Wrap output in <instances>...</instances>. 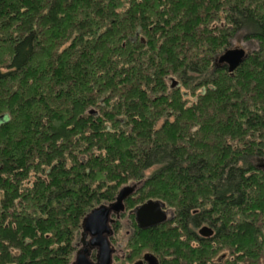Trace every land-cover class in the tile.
<instances>
[{"label":"trees","instance_id":"trees-1","mask_svg":"<svg viewBox=\"0 0 264 264\" xmlns=\"http://www.w3.org/2000/svg\"><path fill=\"white\" fill-rule=\"evenodd\" d=\"M237 37L258 49L230 72ZM0 117V264L72 263L84 217L131 182L189 237L212 223L261 252L264 0H0ZM165 226L137 236L163 252Z\"/></svg>","mask_w":264,"mask_h":264},{"label":"rangeland","instance_id":"rangeland-1","mask_svg":"<svg viewBox=\"0 0 264 264\" xmlns=\"http://www.w3.org/2000/svg\"><path fill=\"white\" fill-rule=\"evenodd\" d=\"M235 48H243L246 50L248 54L254 53L258 49V43L255 41H246L242 37H237L235 40L232 42L231 46L228 49H235ZM185 90V89H184ZM187 92V91H184ZM193 92V91H190ZM187 92L188 94L184 97V101L186 102L187 106H192L197 99L198 96H191V93ZM196 92L197 95H200L203 92V88H199L198 90L194 91ZM193 131H197V128L193 129ZM264 158V157H263ZM262 160V159H261ZM255 164V163H254ZM259 162L255 165V167L259 170H263L262 168H259ZM153 170H150L149 172L146 173L148 176L151 174ZM252 174V172H249L248 175ZM125 186H136L137 191L132 195L131 198H129L126 202V212L123 214L120 225L118 229L115 232V236L113 238V246L117 247L119 249L118 253L115 255L113 259V264H133L143 256L144 253L146 252H152L153 251L157 252V255H159L160 259L164 258L166 261H169L170 259L176 258L177 259H182L186 260L187 264H198V260H201L200 257H202V253L205 254V259L208 260L207 264H264V242L262 243V246L260 248L259 253L255 252V260L253 259H248L247 257H240L242 255H239L240 253L235 252L230 250V247L227 246V244L222 240V239H216L215 237L213 239H216L214 241L213 239L210 240L209 242V247H205L206 252H197L196 253H189L187 250V247L191 246L193 249L200 248V246H203V243L199 245V242L197 243L194 239L188 238V236L185 237L184 233H182L183 228L180 226L181 224L178 223L177 225V220L175 218L177 214L176 210V204L175 203H168V202H162L159 200H155L153 197H146L145 192L138 191L141 187L140 183H126L120 186L119 191L125 187ZM139 188V189H138ZM119 193V192H118ZM118 195V194H117ZM149 200H154V201H159L163 203L166 206L167 212H168V217L172 220L170 222H176L172 224H166L165 227H172V225L176 224L178 226V238H177V249H173L176 246V243L173 244L169 249H165V251H156L155 248L153 247L154 240L151 239V235L147 234L143 236H137L136 240L134 239V242L132 241L131 236H134V230L133 226H135V221L134 217L131 215V210H134L137 206L142 205L143 203H146ZM115 201V200H114ZM113 201V202H114ZM140 202V203H139ZM112 203V202H111ZM109 202H101L97 205H95V208H98L102 205H109ZM210 206V205H208ZM94 208V209H95ZM93 210V209H92ZM91 210V211H92ZM90 211V212H91ZM89 212V213H90ZM88 213V214H89ZM87 214V215H88ZM86 215V216H87ZM85 216V217H86ZM84 217V218H85ZM218 217V225L221 224L223 221H221L220 215L215 212L213 215V220ZM173 218V219H172ZM84 220V219H83ZM82 220V222H83ZM82 222H81V229L80 232L77 235L76 239V250L79 248L83 247L82 243ZM230 223V222H228ZM175 226V225H174ZM215 228V231L217 232V228ZM199 228L196 229V232L198 231ZM145 236V237H144ZM213 240V241H212ZM180 243V246H179ZM185 250V251H183ZM188 252V253H187ZM76 253V251H75ZM75 255V254H74ZM185 258V259H183ZM161 259V261H162ZM175 264H180V262L176 261Z\"/></svg>","mask_w":264,"mask_h":264},{"label":"water","instance_id":"water-1","mask_svg":"<svg viewBox=\"0 0 264 264\" xmlns=\"http://www.w3.org/2000/svg\"><path fill=\"white\" fill-rule=\"evenodd\" d=\"M248 57V53L243 48L227 49L217 59L219 66L226 65L230 72L238 68ZM4 117H0V124L4 122ZM137 190L136 186L123 187L114 202L102 205L93 209L82 222V243L83 247L76 251L74 259L70 264H113V253L109 241L112 233L110 223L115 220L112 214H119L124 211V202L131 197ZM164 204L159 201L149 200L140 205L135 210L136 220L141 229L155 227L167 221V216L163 210ZM212 231L204 228L202 233ZM91 239L87 242V237ZM96 250V261H91V251ZM140 264V263H137Z\"/></svg>","mask_w":264,"mask_h":264},{"label":"flooded vegetation","instance_id":"flooded-vegetation-1","mask_svg":"<svg viewBox=\"0 0 264 264\" xmlns=\"http://www.w3.org/2000/svg\"><path fill=\"white\" fill-rule=\"evenodd\" d=\"M258 165H259L260 169L262 168L264 170V158L262 160H260ZM131 197H129V198H131ZM127 200L124 202V211L120 212L118 215L117 214H112L111 215V218L115 220L114 223H110V228L112 230V233L109 236L110 245H111L112 249L114 250L113 259H114L115 255L118 253L119 249L117 247L113 246L112 242H113V238L115 236V232H116V230L118 229V227L120 225L121 218H122L123 214L126 212V202H127ZM139 206H137L136 208H138ZM136 208L134 210H131V215L134 217V221H135V226H133L134 236L133 237L131 236L132 241L135 239L136 234L138 233V231L139 232H145V231H149V230H151L153 228H156V227H159V226H162V225H165V224L176 223V222H170L172 220L168 217V212H167L166 206L164 205L162 208H163V210H164V212H165V214L167 216V221L162 223V224H160V225H157L155 227H150V228H147V229H141L138 226V222L136 220V215H135ZM174 225H172V227H169V230H172V229L173 230H175V229L178 230V226L176 224H174ZM214 227L215 226L212 223L211 224L210 223H203V224H201L198 227L190 226L192 231L195 233L196 237H189L186 234L187 231L185 229V226H183L182 233H184L185 237L188 236V238L194 239L197 243L199 242V245H201L203 242H207V241L213 239L216 236L217 232L215 231ZM197 228H199V229L196 232ZM204 228H207V229L211 230L212 231L211 235L208 234V233H210V231H205L204 233H202V230ZM90 239H91V237L88 236L86 241L89 242ZM77 247H78L77 250L81 249V248H79V246H77ZM96 253H97L96 250L92 249L91 256H90L91 261H94V262L96 261ZM162 261L164 263V260H162ZM162 261H161L160 257L157 254L152 253V252H146V253L143 254V256L141 258L136 260V262H134L133 264H137V263H140V264H162ZM169 262H173L172 259H170L169 261H166V263H169ZM209 264H211V263H209Z\"/></svg>","mask_w":264,"mask_h":264}]
</instances>
